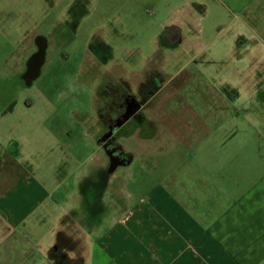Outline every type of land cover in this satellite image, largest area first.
I'll return each instance as SVG.
<instances>
[{"label":"rangeland","instance_id":"rangeland-1","mask_svg":"<svg viewBox=\"0 0 264 264\" xmlns=\"http://www.w3.org/2000/svg\"><path fill=\"white\" fill-rule=\"evenodd\" d=\"M73 1L0 0V106L15 112L30 109L26 122L38 116V109L49 111L46 122L73 128L74 152H82L86 148L81 142L97 146L98 95L113 89L104 78H164L148 106L149 120L157 123L152 133L145 134L147 139L119 138L133 160L114 170L117 189L108 187L106 203L129 207L154 187L168 192L171 185L178 190L182 178L193 184L201 167L228 172L227 164L217 169V159L264 156V0H200L204 13L192 0L175 1V7L183 5L193 15V24L184 27L186 44L175 46L161 42L164 30L148 12L134 21L112 18L119 0L88 2L91 16L74 32L72 22L80 18L68 17ZM157 5L156 16L168 10L174 16L182 14L173 13L172 5ZM97 18L103 22L102 35L90 33ZM106 44L111 51L105 50ZM32 65L38 69L31 75ZM158 106L168 111L160 116ZM84 128L90 130L86 137ZM68 160L59 166L64 186L75 181L66 168L77 163ZM39 162L43 166L38 173L43 174L46 169ZM54 215L45 217L40 229L27 230L41 233L42 242L28 244L31 252L21 260L24 264H52L46 254L55 240L50 235ZM62 230L67 233V228ZM57 244L62 264H68L65 246ZM90 259L92 264H114L98 250Z\"/></svg>","mask_w":264,"mask_h":264},{"label":"crops","instance_id":"crops-1","mask_svg":"<svg viewBox=\"0 0 264 264\" xmlns=\"http://www.w3.org/2000/svg\"><path fill=\"white\" fill-rule=\"evenodd\" d=\"M175 1L119 0L112 18L134 21L148 12L164 30L160 37L163 44H186L184 27L193 24L189 21L193 15L181 5L183 1L179 7H175ZM192 1L205 12L200 0ZM88 2L91 0H74L68 8L70 20L80 18L72 22L74 32L82 19L91 16ZM160 2L167 8L173 4V13L182 14L174 16L168 10L156 16L155 7ZM103 30L102 20L95 19L90 33L102 35ZM108 48L111 51L106 44L105 50ZM147 76L135 80L104 78L139 91L144 101L143 119L129 118L109 128L99 113L109 97L98 95L100 104L95 109L101 131L96 134L97 146L83 140L80 145L86 150L82 152H74L70 140L73 128L46 122L49 111L44 114L38 109V116L26 122L30 109L15 112L12 107L0 106V264H24L21 260L31 252L28 244L42 242L41 233L33 230V234H27V230L40 229L46 225L45 217L54 214L50 235L55 240L47 245L46 254L52 264L63 261L57 241L65 246L68 264H92L90 256L96 250L107 254L114 264H264V156L257 160L235 155L217 159L213 161L217 169L227 164L228 172L201 167L193 184L182 178L178 190L171 185L168 192L154 187L129 207L104 201L108 187L117 189L114 170L129 166L133 160L128 145L119 138L147 139L145 134L152 133L157 124L149 120L148 106L157 98L158 90L151 93L146 89L155 75ZM25 80V84H31ZM162 110L159 106L156 110L160 116L168 111L165 107ZM159 124L166 127V123ZM89 131L84 128L83 135L88 136ZM108 143L118 148L119 156L108 152ZM68 158L77 163L66 168L75 181L64 186L66 178L61 179L59 166ZM39 161L46 169L43 174L38 173L43 166ZM106 209H111L108 215L103 214Z\"/></svg>","mask_w":264,"mask_h":264},{"label":"flooded vegetation","instance_id":"flooded-vegetation-1","mask_svg":"<svg viewBox=\"0 0 264 264\" xmlns=\"http://www.w3.org/2000/svg\"><path fill=\"white\" fill-rule=\"evenodd\" d=\"M165 35L166 34H163V37ZM168 37L169 39L166 40L170 41L171 35ZM152 78L154 79L149 85H147V92L155 93V89L157 88L156 85L160 83V80L159 78H156V76H153ZM111 83L113 82H108L106 86H112L113 89L105 92L109 97V101L99 111L100 116H102L106 125L109 128H115L119 122L125 123L129 118L143 119L142 106L144 101L142 100V97L139 96V91L135 92L134 89L132 90V88L126 84L113 83L114 85H111ZM105 94H102V96ZM175 94L179 95L178 91Z\"/></svg>","mask_w":264,"mask_h":264},{"label":"trees","instance_id":"trees-1","mask_svg":"<svg viewBox=\"0 0 264 264\" xmlns=\"http://www.w3.org/2000/svg\"><path fill=\"white\" fill-rule=\"evenodd\" d=\"M106 148L108 152H111V155H113L114 157L120 155V151L118 150V148L111 145L110 143L107 144Z\"/></svg>","mask_w":264,"mask_h":264},{"label":"water","instance_id":"water-1","mask_svg":"<svg viewBox=\"0 0 264 264\" xmlns=\"http://www.w3.org/2000/svg\"><path fill=\"white\" fill-rule=\"evenodd\" d=\"M35 63V62H34ZM36 66V67H35ZM37 65H32V68H31V72H30V74L32 75V74H35L36 72H37ZM29 79H33V78H29Z\"/></svg>","mask_w":264,"mask_h":264}]
</instances>
